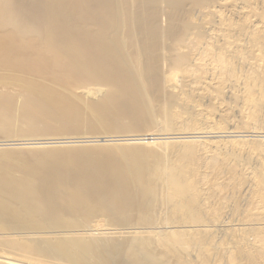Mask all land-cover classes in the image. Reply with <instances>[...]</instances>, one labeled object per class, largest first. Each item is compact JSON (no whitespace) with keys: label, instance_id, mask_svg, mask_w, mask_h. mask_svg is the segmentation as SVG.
I'll return each instance as SVG.
<instances>
[{"label":"bare ground","instance_id":"obj_1","mask_svg":"<svg viewBox=\"0 0 264 264\" xmlns=\"http://www.w3.org/2000/svg\"><path fill=\"white\" fill-rule=\"evenodd\" d=\"M220 229L264 264V0H0V264H208Z\"/></svg>","mask_w":264,"mask_h":264},{"label":"rangeland","instance_id":"obj_2","mask_svg":"<svg viewBox=\"0 0 264 264\" xmlns=\"http://www.w3.org/2000/svg\"><path fill=\"white\" fill-rule=\"evenodd\" d=\"M73 107L72 110L70 111V118H69V124L64 128L65 132L68 133H73V137L75 136H79V137H89V136H93V135H98V134H102L104 131L105 126L102 125L101 123H94L91 124L89 123L90 120V115H91V101L90 99L88 100H84L83 98L78 99V98H74V102H73ZM92 126L96 131L91 130L89 127ZM152 130L151 132L153 133H159L160 128L157 126H154L152 128H147L146 129H132V131H136L138 134L144 135L150 132V130ZM47 133V132H46ZM98 133V134H95ZM136 133V134H137ZM124 142H119L118 144L112 143V142H99V143H89L88 146H86L85 148H94V149H98V150H108V152L110 153H118V150L121 151H126L124 149H119L120 147H124L126 148L125 145H122ZM137 143V142H135ZM141 143H146V142H141ZM87 145V144H84ZM83 145V146H84ZM118 145V146H116ZM138 148V150L133 149L136 151V153L141 152V153H146L147 152V147L144 146H133ZM150 159V157H147L145 159L144 162H147ZM120 160V159H119ZM120 163H124L122 160L118 161ZM143 163V162H142ZM118 164V163H117ZM120 166L119 164L117 165V167ZM135 215L132 214L131 215V219H134ZM113 222L111 220V218L109 216H107V214H103V213H98L97 216H93L91 217L89 220H87L86 222H82L80 227L78 228H84V227H91L92 231L95 232L94 234H97L100 236L99 237H103L105 236L104 233H114L115 230H112ZM110 230H106L109 229ZM92 232V233H93ZM102 232V233H101ZM120 232V230H116L115 233ZM222 232V233H221ZM223 233H225L224 231H216V239L219 240H223L224 244H225V249H221V250H216L213 248H209V256H208V264H228L229 261V256H231L232 258H236L239 259L241 258L242 255H240V251L241 248L238 249L239 247L236 246L235 248L232 245V241L231 239L228 237H225V234L223 235ZM103 234V235H102ZM226 239V240H225ZM220 241V240H219ZM228 241L229 243L226 244L225 242ZM242 249H244V247H242ZM228 251V252H227Z\"/></svg>","mask_w":264,"mask_h":264}]
</instances>
